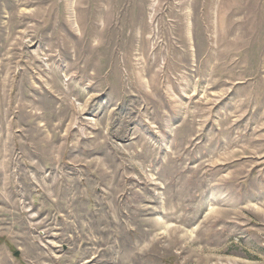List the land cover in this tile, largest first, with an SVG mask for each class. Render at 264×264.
<instances>
[{"label": "rangeland", "instance_id": "obj_1", "mask_svg": "<svg viewBox=\"0 0 264 264\" xmlns=\"http://www.w3.org/2000/svg\"><path fill=\"white\" fill-rule=\"evenodd\" d=\"M0 264H264V0H0Z\"/></svg>", "mask_w": 264, "mask_h": 264}, {"label": "water", "instance_id": "obj_2", "mask_svg": "<svg viewBox=\"0 0 264 264\" xmlns=\"http://www.w3.org/2000/svg\"><path fill=\"white\" fill-rule=\"evenodd\" d=\"M14 255H15V256H17V255H18V251H17V252H15V253H14Z\"/></svg>", "mask_w": 264, "mask_h": 264}]
</instances>
